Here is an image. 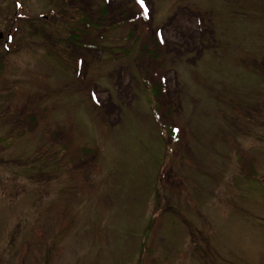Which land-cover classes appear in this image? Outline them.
I'll use <instances>...</instances> for the list:
<instances>
[{"label":"rangeland","instance_id":"374dc122","mask_svg":"<svg viewBox=\"0 0 264 264\" xmlns=\"http://www.w3.org/2000/svg\"><path fill=\"white\" fill-rule=\"evenodd\" d=\"M0 36V264H264V0H0Z\"/></svg>","mask_w":264,"mask_h":264},{"label":"trees","instance_id":"16d2710c","mask_svg":"<svg viewBox=\"0 0 264 264\" xmlns=\"http://www.w3.org/2000/svg\"><path fill=\"white\" fill-rule=\"evenodd\" d=\"M85 22H86V19H85ZM159 93V91H157V94ZM169 134H171L174 138V140L176 139L177 137V132L174 130V128H169Z\"/></svg>","mask_w":264,"mask_h":264},{"label":"water","instance_id":"95a60500","mask_svg":"<svg viewBox=\"0 0 264 264\" xmlns=\"http://www.w3.org/2000/svg\"><path fill=\"white\" fill-rule=\"evenodd\" d=\"M1 37V36H0Z\"/></svg>","mask_w":264,"mask_h":264}]
</instances>
